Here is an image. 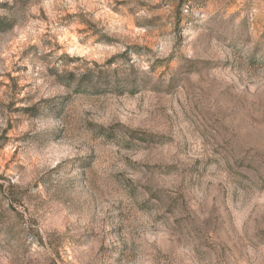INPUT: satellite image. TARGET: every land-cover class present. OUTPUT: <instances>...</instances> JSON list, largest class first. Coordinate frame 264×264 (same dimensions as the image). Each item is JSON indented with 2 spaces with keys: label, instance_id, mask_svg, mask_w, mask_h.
<instances>
[{
  "label": "rangeland",
  "instance_id": "1",
  "mask_svg": "<svg viewBox=\"0 0 264 264\" xmlns=\"http://www.w3.org/2000/svg\"><path fill=\"white\" fill-rule=\"evenodd\" d=\"M0 264H264V0H0Z\"/></svg>",
  "mask_w": 264,
  "mask_h": 264
}]
</instances>
